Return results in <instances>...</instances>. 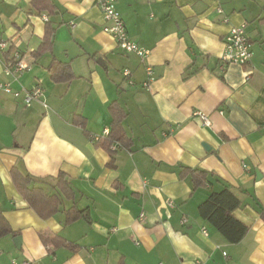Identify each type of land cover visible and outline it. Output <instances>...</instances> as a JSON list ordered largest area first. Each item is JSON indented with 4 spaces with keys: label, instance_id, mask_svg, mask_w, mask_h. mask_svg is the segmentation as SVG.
I'll use <instances>...</instances> for the list:
<instances>
[{
    "label": "crops",
    "instance_id": "obj_1",
    "mask_svg": "<svg viewBox=\"0 0 264 264\" xmlns=\"http://www.w3.org/2000/svg\"><path fill=\"white\" fill-rule=\"evenodd\" d=\"M50 2L52 14L32 0H0V41L8 43L0 83L22 92L0 89V205L14 231L0 238V264H264L263 1L118 0L146 59L104 31L97 0ZM48 22L52 49L35 57ZM242 24L251 61L223 65L225 38ZM17 51L28 68L8 72ZM59 63L70 65L73 80L52 79ZM148 65L156 78L146 89ZM37 88L40 97L27 105L24 93ZM115 117L116 132L131 141L107 150L96 139ZM13 167L59 197L55 212L37 213ZM188 169L207 171V184L195 186ZM59 174L73 198L56 187ZM225 186L241 199L235 216L248 226L238 243L199 216L200 204ZM73 206L85 216L67 224ZM57 236L76 248L50 244Z\"/></svg>",
    "mask_w": 264,
    "mask_h": 264
},
{
    "label": "trees",
    "instance_id": "obj_2",
    "mask_svg": "<svg viewBox=\"0 0 264 264\" xmlns=\"http://www.w3.org/2000/svg\"><path fill=\"white\" fill-rule=\"evenodd\" d=\"M42 1L41 6H37L36 3ZM34 7L38 11H46L48 14L55 13L54 6L50 0H32ZM53 28L48 22V27L45 32L43 42L39 49L34 53L35 57L41 56L43 53L52 49L53 45ZM8 54V52L6 53ZM51 77L56 82H69L75 78L69 64L59 63L52 70ZM118 114V113H117ZM75 123L85 126V120L76 115ZM116 123L118 121L113 120V127L108 135L98 137L99 145L104 146L107 150H110L113 145L126 146L130 143V139L124 134V132L118 131ZM103 138V139H102ZM116 148V147H115ZM193 177L195 186L204 185L208 182L207 171L200 169H188ZM11 176L17 186L18 190L27 199L29 204L39 213V215L47 217L57 210L59 204L58 196L47 195L42 188L31 187L32 183L39 181L34 179L30 175L23 174L18 167L11 169ZM58 182L56 187L67 198H73V190L69 184L65 181L64 175H58ZM58 197V198H57ZM242 201L239 196L231 190L228 186H225L219 191H213L199 206V216L210 227L214 228L221 236L229 243H238L246 235L248 226L240 221L235 216V211L241 207ZM85 216V211L77 209L73 206L67 212V224L74 222L75 220ZM264 217V215H263ZM14 233L9 221L4 215L3 209L0 205V238L7 234ZM54 246H69L76 248V245L65 240L61 236H57L49 241Z\"/></svg>",
    "mask_w": 264,
    "mask_h": 264
},
{
    "label": "built area",
    "instance_id": "obj_3",
    "mask_svg": "<svg viewBox=\"0 0 264 264\" xmlns=\"http://www.w3.org/2000/svg\"><path fill=\"white\" fill-rule=\"evenodd\" d=\"M118 0H97V4L103 12V17L108 23L104 27V31L109 33L117 42L119 47L125 53H135L142 59H146L149 56L150 51L137 42L131 39L126 28V24L117 9ZM264 3V0H262ZM218 12L222 13L221 8L218 9ZM251 40L246 31V24L239 26H234L228 32L225 43H224V52L221 56V61L223 65L230 63H237L241 65H246L251 61L253 52L251 50ZM8 47L6 41H0V53L5 51ZM28 66L22 61L20 52L14 54V59L11 63H7L8 72H19L23 69H27ZM124 75L130 76L131 72L128 69L123 71ZM147 79L142 83L143 88H150L151 84L155 80L154 69L148 65L146 66ZM0 89L5 90L7 93L13 95L14 97H19L22 92L19 90H13L9 85L0 83ZM41 90L39 88L32 91H26L24 93V101L26 104H30L33 100H36L40 97ZM194 115L199 117L205 125H210L211 121L207 114L203 113L200 110H196ZM107 134V133H106ZM167 205L174 206V201H167ZM144 216L141 215V219ZM187 218H183L181 223H186ZM203 232L207 234V229L203 228ZM13 264H36L31 260H24L22 262L13 261ZM162 264V263H160Z\"/></svg>",
    "mask_w": 264,
    "mask_h": 264
},
{
    "label": "water",
    "instance_id": "obj_4",
    "mask_svg": "<svg viewBox=\"0 0 264 264\" xmlns=\"http://www.w3.org/2000/svg\"><path fill=\"white\" fill-rule=\"evenodd\" d=\"M21 242V238L20 237H16L15 238V244H19Z\"/></svg>",
    "mask_w": 264,
    "mask_h": 264
}]
</instances>
